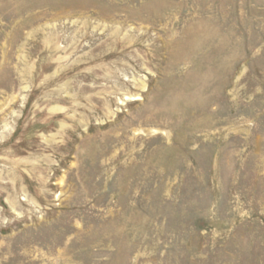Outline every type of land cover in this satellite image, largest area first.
Masks as SVG:
<instances>
[{
    "label": "rangeland",
    "instance_id": "374dc122",
    "mask_svg": "<svg viewBox=\"0 0 264 264\" xmlns=\"http://www.w3.org/2000/svg\"><path fill=\"white\" fill-rule=\"evenodd\" d=\"M0 264H264V0H0Z\"/></svg>",
    "mask_w": 264,
    "mask_h": 264
}]
</instances>
